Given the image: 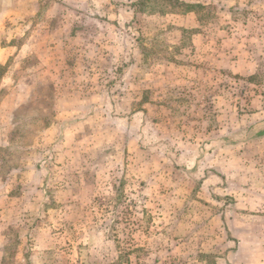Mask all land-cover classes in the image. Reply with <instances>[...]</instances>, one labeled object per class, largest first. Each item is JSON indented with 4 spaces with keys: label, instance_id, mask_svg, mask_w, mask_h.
Listing matches in <instances>:
<instances>
[{
    "label": "rangeland",
    "instance_id": "obj_1",
    "mask_svg": "<svg viewBox=\"0 0 264 264\" xmlns=\"http://www.w3.org/2000/svg\"><path fill=\"white\" fill-rule=\"evenodd\" d=\"M0 51V264H264V0H0Z\"/></svg>",
    "mask_w": 264,
    "mask_h": 264
},
{
    "label": "trees",
    "instance_id": "obj_2",
    "mask_svg": "<svg viewBox=\"0 0 264 264\" xmlns=\"http://www.w3.org/2000/svg\"><path fill=\"white\" fill-rule=\"evenodd\" d=\"M182 5H184L187 9V12L188 11H193L194 10V7L197 5V4H192V3H181ZM201 5V4H200ZM199 6V5H198ZM260 135H263L264 134V130L259 132Z\"/></svg>",
    "mask_w": 264,
    "mask_h": 264
},
{
    "label": "crops",
    "instance_id": "obj_3",
    "mask_svg": "<svg viewBox=\"0 0 264 264\" xmlns=\"http://www.w3.org/2000/svg\"><path fill=\"white\" fill-rule=\"evenodd\" d=\"M1 55H2V52L0 51V57H1ZM2 61H3V60L0 58V63H2Z\"/></svg>",
    "mask_w": 264,
    "mask_h": 264
}]
</instances>
